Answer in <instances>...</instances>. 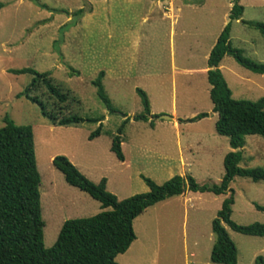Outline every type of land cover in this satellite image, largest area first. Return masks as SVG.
I'll return each instance as SVG.
<instances>
[{"label": "rangeland", "instance_id": "374dc122", "mask_svg": "<svg viewBox=\"0 0 264 264\" xmlns=\"http://www.w3.org/2000/svg\"><path fill=\"white\" fill-rule=\"evenodd\" d=\"M232 3L242 7L240 20L264 23V0H175L171 17L167 12L162 15V8L152 6L151 0H0V127L6 115L14 125L31 128L44 248L54 244L65 220L109 210L100 209L97 202L65 184L51 165L55 156L75 163L77 167L71 164L92 183L104 178L106 191L117 200L147 192L140 176L161 185L182 172L185 185L186 178L198 186L219 184L222 159L232 150L227 138L213 130L216 115L202 72L206 54L229 22L230 46L264 66V38L247 24L229 21ZM183 66L195 71L182 73ZM24 68L49 73L72 98L73 114L101 121L77 127L48 124L34 104L17 97L31 76L8 70ZM218 69L232 99L255 102L264 97V75L241 68L229 56L221 59ZM99 72H103L102 87L115 113L105 109L90 84ZM135 89L144 92L153 114L167 115L173 104L178 114L205 113L206 117L181 121L178 139L166 120H153L152 126L130 120L119 136L124 160L120 162L109 147L122 114L131 118L142 112ZM99 123V135L89 140ZM176 140L183 148V162L190 167L180 166ZM243 141L237 167L264 169V141L256 135L244 136ZM186 146L190 153L184 150ZM163 153L168 159L161 157ZM228 195L233 199L230 220L234 224H264V212L254 208L264 206L262 181L235 176L226 194L218 196L186 188L183 198L165 199L136 220L134 232L143 255H136L141 250L138 244L137 252L134 246L129 254L117 255L115 262L211 264L210 221ZM223 227L235 246L236 264H254L256 257L264 261V237Z\"/></svg>", "mask_w": 264, "mask_h": 264}, {"label": "trees", "instance_id": "16d2710c", "mask_svg": "<svg viewBox=\"0 0 264 264\" xmlns=\"http://www.w3.org/2000/svg\"><path fill=\"white\" fill-rule=\"evenodd\" d=\"M78 10L74 13L77 15ZM242 7L232 3L228 19L239 20L253 27L264 38V23L240 20ZM229 22L217 35L206 59V82L209 86L208 99L211 111L216 115L214 133L227 138L232 151L222 159L223 175L217 185L198 186L191 178L172 176L161 185L140 176L147 192L135 194L122 200L105 190V179L92 183L64 157L55 156L51 165L61 173L64 182L87 194L100 204L101 211L94 216L65 220L50 248L43 246V222L39 201V174L35 166L33 135L29 126H17L5 115L0 127V264H117L115 257L123 254L135 236L133 220L144 210L165 199L182 195L187 188L192 192H208L215 196L228 191L230 181L235 177H245L252 182H264V169H240L237 164L243 146L244 136L256 135L264 141V97L255 102L239 101L231 98L218 65L224 56L231 57L241 68L264 75V66L242 55L229 43ZM14 75L28 74L29 83L17 97H23L34 104L40 116L51 126L77 127L83 122L98 123L101 119H82L73 114L72 98L50 77L49 73H38L32 69L8 70ZM103 72H99L90 84L95 95L109 113L111 107L102 87ZM140 98L142 112L131 118L122 114V122L112 137L109 150L118 161L123 160L120 149V134L130 121L148 122L152 126L147 98L143 91L135 89ZM77 103V102H76ZM205 113L186 119V122L200 120ZM101 125L88 135L91 140L99 135ZM231 195L224 198L214 218L210 221L213 242L209 252L211 264H236V249L223 225L232 231L252 237H264V224L251 223L238 226L230 220ZM264 212V206L254 205ZM254 264H264L256 257Z\"/></svg>", "mask_w": 264, "mask_h": 264}, {"label": "crops", "instance_id": "0c3cea01", "mask_svg": "<svg viewBox=\"0 0 264 264\" xmlns=\"http://www.w3.org/2000/svg\"><path fill=\"white\" fill-rule=\"evenodd\" d=\"M166 1V4L164 3ZM174 1L175 0H151V5L152 6H157V5H159L161 8H162V10H163V13H162V15H164V16H166V12L167 13H169V17H171V15H170V13H172V9H173V3H174ZM184 2H186L187 1V3H188V1H190V0H183ZM158 2H160V3H158ZM179 10V8H177V11ZM142 20H143V18H142ZM173 21H174V19H173ZM236 21H239V20H236ZM171 25V24H170ZM213 46V45H212ZM211 46V47H212ZM211 49V48H210ZM210 51V50H209ZM209 51L207 52V54H206V59H207V56H208V53H209ZM185 63H183L184 65H186V63H188V60H185L184 61ZM220 63V62H219ZM218 67H219V65H218ZM206 70H207V67H205L203 70H202V72L204 73V74H206ZM182 73H190V72H194L195 70H190V69H186L185 68V66H183L182 67V69L180 70ZM103 78V77H102ZM205 79H206V75H205ZM208 90H209V86H208ZM207 95H208V91H207ZM161 111V110H160ZM150 112V115H160L162 112H156V113H154L153 114V112L152 111H149ZM167 115H170L171 116V119L170 120H166V119H158L157 117L156 118H150L149 120H157V121H159V120H166L167 122H169V126H170V128H172V129H174V131H175V134H176V138L178 137V129H179V127L180 126H182L183 124L181 123V121H183V120H186V119H190V118H192V117H194V116H196L197 114L195 113V112H192V113H190L188 116H186V114L185 115H183V114H178L177 112H176V110H175V108H174V106H173V104L172 105H170V108H169V110H168V112H165ZM186 117H188V118H186ZM182 124V125H181ZM161 127H163L164 125H160ZM178 139V138H177ZM121 143V142H120ZM176 143H177V152H178V155H179V157H178V159H179V162H180V166L181 167H190V163H185V162H183V161H185V159L184 158H182V154H181V149H183L182 147H180L179 145H178V141L176 140ZM184 150H186V152L187 153H190L191 152V149H190V147H188V146H186V147H184ZM161 157L162 158H165V159H168V156H166L164 153L163 154H161ZM124 160H122V161H120V162H123ZM71 163H73L72 161H71ZM74 165H75V163H73ZM76 166V165H75ZM53 167V166H52ZM77 167V166H76ZM55 169V168H54ZM56 170V169H55ZM57 171V170H56ZM58 172V171H57ZM61 174V173H60ZM62 176V175H61ZM177 176H182V172H180V174H178ZM63 178V177H62ZM66 184V183H65ZM69 186V185H68ZM70 188H74V187H71V186H69ZM74 189H76V188H74ZM76 190H78V189H76ZM105 190H106V182H105ZM78 192H80L81 194H83V195H85V196H88L87 194H85V193H83V192H81V191H79L78 190ZM83 195H80L81 196V198H82V200H85V197H82ZM89 197V196H88ZM183 198V194L182 195H180V196H178V197H173V198ZM90 198V197H89ZM91 199V198H90ZM93 200V199H92ZM95 201V200H94ZM95 202H97V201H95ZM184 202V201H183ZM98 203V202H97ZM159 203V202H158ZM157 204V203H156ZM156 204H154V205H156ZM98 205H99V207H100V204L98 203ZM153 205V206H154ZM152 207V206H151ZM101 209V208H100ZM148 209V208H147ZM145 211V210H144ZM143 211V212H144ZM143 212L139 215V216H137L134 220H133V222H132V230H133V233H134V236H135V238H134V240L131 242V244L129 245V247L127 248V250L123 253V254H121V255H127V254H129V252L132 250V249H134V246H136V248H135V250H136V252H137V250H138V244H140V246H141V250H140V254H136V255H143V245H142V243L140 242V241H138V237L136 236V234H135V232H134V226H135V222H136V220L137 219H139V218H141V220H142V218H143ZM183 213H184V211H183ZM134 250V251H135ZM134 251H133V253H134ZM190 255H192V254H190Z\"/></svg>", "mask_w": 264, "mask_h": 264}, {"label": "water", "instance_id": "95a60500", "mask_svg": "<svg viewBox=\"0 0 264 264\" xmlns=\"http://www.w3.org/2000/svg\"><path fill=\"white\" fill-rule=\"evenodd\" d=\"M157 118H158V119H166V120H170V119H171V116H168V115H159Z\"/></svg>", "mask_w": 264, "mask_h": 264}]
</instances>
